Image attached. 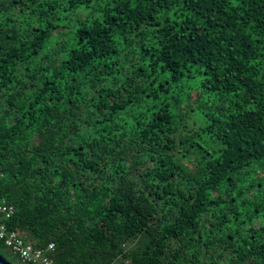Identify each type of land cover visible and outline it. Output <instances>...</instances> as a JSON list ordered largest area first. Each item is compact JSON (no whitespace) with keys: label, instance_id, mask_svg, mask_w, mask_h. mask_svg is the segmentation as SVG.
<instances>
[{"label":"trees","instance_id":"1","mask_svg":"<svg viewBox=\"0 0 264 264\" xmlns=\"http://www.w3.org/2000/svg\"><path fill=\"white\" fill-rule=\"evenodd\" d=\"M2 198L50 264H264V0H0Z\"/></svg>","mask_w":264,"mask_h":264},{"label":"built area","instance_id":"2","mask_svg":"<svg viewBox=\"0 0 264 264\" xmlns=\"http://www.w3.org/2000/svg\"><path fill=\"white\" fill-rule=\"evenodd\" d=\"M13 213L14 206L4 198L0 199V240L22 264H50L49 253L54 247L53 243L51 242L45 247H37L31 240L10 228L7 221Z\"/></svg>","mask_w":264,"mask_h":264},{"label":"water","instance_id":"3","mask_svg":"<svg viewBox=\"0 0 264 264\" xmlns=\"http://www.w3.org/2000/svg\"><path fill=\"white\" fill-rule=\"evenodd\" d=\"M0 264H11L10 262L6 261L1 255H0Z\"/></svg>","mask_w":264,"mask_h":264}]
</instances>
